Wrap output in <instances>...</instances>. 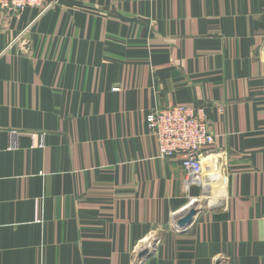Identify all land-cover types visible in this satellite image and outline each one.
<instances>
[{
	"label": "crops",
	"instance_id": "crops-1",
	"mask_svg": "<svg viewBox=\"0 0 264 264\" xmlns=\"http://www.w3.org/2000/svg\"><path fill=\"white\" fill-rule=\"evenodd\" d=\"M43 9H0V264H264V0ZM176 104L215 136L194 185L146 123Z\"/></svg>",
	"mask_w": 264,
	"mask_h": 264
},
{
	"label": "built area",
	"instance_id": "built-area-1",
	"mask_svg": "<svg viewBox=\"0 0 264 264\" xmlns=\"http://www.w3.org/2000/svg\"><path fill=\"white\" fill-rule=\"evenodd\" d=\"M27 8L44 10V0H0L3 12L20 13ZM219 111H223L219 108ZM150 131L157 137L159 156L169 158L180 156L185 169V181L189 185L197 183L203 170L201 152L215 140L211 131L206 105L190 106L176 104L155 108L146 117ZM15 135L20 134L14 131ZM31 135L35 138L37 134ZM45 145V133L41 135L39 146ZM15 147V145H14Z\"/></svg>",
	"mask_w": 264,
	"mask_h": 264
},
{
	"label": "water",
	"instance_id": "water-1",
	"mask_svg": "<svg viewBox=\"0 0 264 264\" xmlns=\"http://www.w3.org/2000/svg\"><path fill=\"white\" fill-rule=\"evenodd\" d=\"M199 201L198 198H195V200L186 207L179 215V217L176 219L175 222V228L178 231H187L190 229V226L195 222L197 216L201 213L203 210L201 207H198L196 204ZM155 250V249H154ZM154 250L152 252H148L143 250L139 253L138 259L143 260L149 256H152L154 253Z\"/></svg>",
	"mask_w": 264,
	"mask_h": 264
},
{
	"label": "rangeland",
	"instance_id": "rangeland-1",
	"mask_svg": "<svg viewBox=\"0 0 264 264\" xmlns=\"http://www.w3.org/2000/svg\"><path fill=\"white\" fill-rule=\"evenodd\" d=\"M202 191L204 192V189H201V192ZM216 195L220 197L221 193L216 192ZM200 196H203V198H200L199 199L200 201H198L196 203L198 205V207H201L202 209L205 208V207L206 208L211 207L210 204H211V200L213 199V197L212 196H208V194H205V195L201 194Z\"/></svg>",
	"mask_w": 264,
	"mask_h": 264
},
{
	"label": "bare ground",
	"instance_id": "bare-ground-1",
	"mask_svg": "<svg viewBox=\"0 0 264 264\" xmlns=\"http://www.w3.org/2000/svg\"><path fill=\"white\" fill-rule=\"evenodd\" d=\"M217 200H219L218 198H216Z\"/></svg>",
	"mask_w": 264,
	"mask_h": 264
}]
</instances>
